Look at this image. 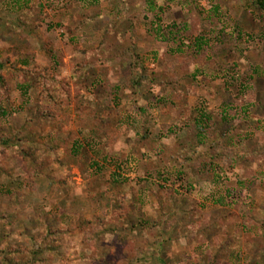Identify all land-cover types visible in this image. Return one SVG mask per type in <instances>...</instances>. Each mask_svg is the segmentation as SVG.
I'll list each match as a JSON object with an SVG mask.
<instances>
[{
  "label": "rangeland",
  "instance_id": "374dc122",
  "mask_svg": "<svg viewBox=\"0 0 264 264\" xmlns=\"http://www.w3.org/2000/svg\"><path fill=\"white\" fill-rule=\"evenodd\" d=\"M0 60V264H264L258 0H0Z\"/></svg>",
  "mask_w": 264,
  "mask_h": 264
},
{
  "label": "trees",
  "instance_id": "16d2710c",
  "mask_svg": "<svg viewBox=\"0 0 264 264\" xmlns=\"http://www.w3.org/2000/svg\"><path fill=\"white\" fill-rule=\"evenodd\" d=\"M147 5H148V7H150L153 10L156 9V5L153 4V3L151 4V2H148ZM258 6H260V9L263 10L264 9V1L258 0ZM96 10H97V8L93 7L91 5V7H89V9H88L87 15L95 14L94 11H96ZM91 11H93V12H91ZM24 15H25V17H28V18L26 19V21L23 20V19L20 20V24L23 25L24 27H28V26H30L32 24V22L34 20H36V18L38 17V12H24ZM151 24L154 26V36H155V39L157 41H165L166 42V41L169 40L168 35H166V34H164L162 32V27L160 25V16L157 13L154 14V18H153ZM21 25H19V26L22 27ZM13 27H16L19 30L17 25H13ZM181 27L183 29L182 31H186V27L185 26H181ZM200 40H202V39H200ZM197 48H198V51H200L202 49L201 46H199V45H198ZM6 63H7V61H1L0 60V72L2 71L3 66ZM202 73L203 72H200L199 70H197V71H195L192 74V76H193V78H195L197 75L199 76ZM0 75H1V73H0ZM132 80L133 81H131V83L133 85H137V80L135 78H133ZM4 83L5 82H4L3 78L0 76V85L3 86ZM45 92H46V90H44V93ZM45 95H46V98H51V95L48 94L47 92L45 93ZM226 113L227 112H224V109H223L222 110V115H221V118H222L223 121L224 120L230 121L231 119H234L238 115V114H236V116H229L231 114H228V113L226 114ZM193 122H194L193 126H194L195 136H196V138L200 139V142H203L202 140H204L203 138L205 137L204 131L206 130V128L209 127L210 122H211V118H210V116L208 114L207 115H205V114L202 115V114L199 113V111H197V116H196V118L194 119Z\"/></svg>",
  "mask_w": 264,
  "mask_h": 264
}]
</instances>
